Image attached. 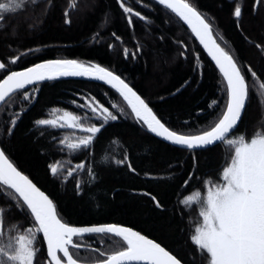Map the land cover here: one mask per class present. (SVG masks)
<instances>
[{"label":"trees","instance_id":"trees-1","mask_svg":"<svg viewBox=\"0 0 264 264\" xmlns=\"http://www.w3.org/2000/svg\"><path fill=\"white\" fill-rule=\"evenodd\" d=\"M23 0L21 9L0 14V60L23 57L12 70L40 61L75 59L98 63L134 87L158 118L180 134H196L218 121L226 102L225 83L197 41L180 20L153 0H125L146 20L133 17L130 26L117 0ZM7 2V0H0ZM213 26L217 42L230 51L245 69L251 67L258 79L246 72L249 99L239 127L229 138L241 134H264V7L255 0H189ZM239 4V19L232 10ZM142 5V6H141ZM33 8V21L22 15ZM65 13L68 15L66 16ZM70 19L71 23H65ZM115 33V36H113ZM119 37L120 39H116ZM222 37V39H221ZM142 50L125 57L123 50ZM179 90V91H178ZM23 94L0 107V148L9 160L44 191L66 222L74 226L118 224L131 227L169 250L182 264H209V258L194 246L190 237L200 221L197 204H182L184 197L200 192L206 195L209 181L223 183L221 170L233 154L223 144L199 150L172 146L148 133L131 114L120 97L107 86L85 80L60 79L28 87ZM95 98L119 115L109 121L86 150L68 149L60 140L84 134L68 127L37 125L49 110L59 108L82 118L83 124L97 125V118L83 107ZM75 101V103H73ZM218 101L219 107H213ZM10 118L16 119L8 134ZM184 122H190L185 126ZM125 163L118 164V160ZM62 166L53 175L49 165ZM84 163L69 177L67 170ZM131 163L135 172L127 166ZM93 169L90 175L87 169ZM81 188H76L77 182ZM189 181L187 188L184 182ZM0 192L4 187L0 186ZM146 193L159 201V207ZM0 195L4 232L13 236L27 231L30 216H25ZM19 225V227H14ZM84 247L78 258L96 261L101 251L121 250L114 239L90 235L77 241ZM34 247V264H48L41 235Z\"/></svg>","mask_w":264,"mask_h":264},{"label":"snow or ice","instance_id":"snow-or-ice-1","mask_svg":"<svg viewBox=\"0 0 264 264\" xmlns=\"http://www.w3.org/2000/svg\"><path fill=\"white\" fill-rule=\"evenodd\" d=\"M117 2L130 26L133 24V17L147 19L140 11L127 6L125 0H117ZM157 2L190 27L191 32L207 50L226 81L224 110L218 122H215L210 130H204L199 135H182L170 130L166 122L158 118L149 106L150 101L142 98L121 75L99 64L85 65L75 59H56L35 63L21 70H12L7 66V64L17 66L23 57L31 54L30 50L22 55L13 56L6 62L0 60V103L7 105L14 97L21 94L25 100L30 99L28 87L41 81L69 76L88 77L104 81L115 89L126 101L135 119L157 137L192 151L210 145H225L234 154L231 155L230 163L223 167V183L213 186L209 181L206 195L195 192L181 201L182 204H197L200 208L202 223L195 227L190 239L194 246L209 258V264H264V134H254L250 138L247 134H241L229 138L239 127L249 99L246 72L250 73L253 79H258L257 73L251 67L245 69L230 51L217 42L213 34V26L209 22L211 18H206L189 0H157ZM22 6L23 0L0 2V14L14 13ZM255 7H264V0H255ZM242 13V7L236 4L232 15L239 19ZM3 18L4 16L0 15V21ZM65 23H71L70 19H66ZM116 39L120 38L116 37ZM255 46L264 50L262 45ZM141 50L138 46L135 51L129 52L125 48L123 52L125 57H135ZM259 87L264 89V83ZM106 103L108 106L92 98L83 105L93 117L97 118L98 126L84 127L82 118L68 111H64L54 119H38L35 123L68 127L86 133L83 138L71 140L65 137L60 140V144L66 145L68 149L86 150L93 144L104 126L109 121H116L124 111L120 109V113H114L112 109L115 105L107 101ZM213 107H219V102L214 101ZM16 123V119L10 118V124L7 125L9 135L14 131ZM184 123L185 126L190 125V122ZM117 163L123 164L125 160H118ZM127 166L135 172L131 163ZM85 167L84 163L77 164L75 168L67 170V175L71 177L78 169ZM49 168L53 175H57L62 166L57 162L49 165ZM87 171L90 175H94L93 169L89 168ZM188 184L189 181H185L184 187L187 188ZM0 186L4 187V192H0V195L6 200L9 195L12 197L9 201L12 206L7 207L6 212H12V208L15 207L26 217H31L27 231L23 234L13 236L9 232L5 235L3 213H0V264H34V257L37 254L34 245L40 234L43 241H46L48 264H79L76 257L84 245L77 241L90 235L114 239L122 245L121 250L85 249L97 254L95 264H140V262L182 264L181 259L160 243L131 227L118 224L74 226L66 222L58 214L57 206L49 195L18 170L3 148H0ZM76 188L78 190L81 188L79 181ZM146 195L159 207V201L155 196L151 193Z\"/></svg>","mask_w":264,"mask_h":264},{"label":"water","instance_id":"water-1","mask_svg":"<svg viewBox=\"0 0 264 264\" xmlns=\"http://www.w3.org/2000/svg\"><path fill=\"white\" fill-rule=\"evenodd\" d=\"M155 2H157V0H154ZM158 3V2H157ZM164 7V6H163ZM167 9V8H166ZM169 10V9H168ZM170 11V10H169ZM171 12V11H170ZM175 15V14H174ZM178 18V17H177ZM179 19V18H178ZM181 21V20H180ZM182 22V24L188 29V31L191 33V35L193 36V38L197 41V43L200 45V47H201V49L204 51V53L206 54V56L210 59V61L213 63V65L216 67V69L218 70V72H219V69H218V67L215 65V62L212 60V58H211V56L208 54V52H207V50L206 49H204V47H203V45L202 44H200V42H199V39L195 36V34L194 33H192L191 32V29H190V27L186 24V23H184L183 21H181ZM42 62V61H41ZM39 63V62H38ZM92 64H96V63H92ZM89 65H91V64H89ZM103 67V66H102ZM21 70V69H20ZM220 73V72H219ZM221 74V76L223 77V75H222V73H220ZM60 79H78V80H85V81H91V82H96V83H100V84H103V85H105V86H107V87H109V88H111L116 94H118V92L115 90V89H113L110 85H108L106 82H104V81H100V80H97V79H93V78H88V77H73V76H69V77H58V78H56V79H52V80H45V81H41V82H38V83H43V82H48V81H53V80H60ZM224 79V78H223ZM225 81V80H224ZM37 83V84H38ZM225 83H226V81H225ZM119 95V94H118ZM120 96V95H119ZM120 98L123 100V98L120 96ZM123 102L127 105V103H126V101H124L123 100ZM2 103H0V105H1ZM127 107L129 108V110L131 111V109H130V107L127 105ZM134 115V114H133ZM135 117V116H134ZM144 127H145V129H146V126L144 125ZM147 130V129H146ZM210 130V129H209ZM147 132L148 133H150L151 135H153V136H155L156 138H158V139H160V140H162V141H164V142H166V143H168V144H170V145H172V146H175V147H178V148H182V149H186V150H188L187 148H185V147H183V146H178V145H174V144H172L171 142H168V141H166V140H164L163 138H161V137H157L155 134H153V133H151L149 130H147ZM201 134V133H200ZM195 135H199V134H195ZM210 146H213V145H210ZM210 146H206V147H203V148H200V149H204V148H207V147H210ZM197 150H199V149H197ZM30 179V178H29ZM46 194V193H45ZM47 195V194H46ZM41 236H42V234H40ZM150 239V238H149ZM44 242V246H45V250H46V255H47V245H46V241H43ZM48 258V257H47ZM48 260H49V258H48ZM79 264H95V262L94 263H82V262H79ZM140 264H145V262H140Z\"/></svg>","mask_w":264,"mask_h":264},{"label":"rangeland","instance_id":"rangeland-1","mask_svg":"<svg viewBox=\"0 0 264 264\" xmlns=\"http://www.w3.org/2000/svg\"><path fill=\"white\" fill-rule=\"evenodd\" d=\"M83 1H86V0H83ZM82 1V5H84L85 4V2H83ZM35 12L33 11V8H31V9H29L26 13H24L23 15H22V17H23V19H25L27 22H31V21H33L32 19H33V14H34ZM64 111H66V110H63V109H59V108H54V109H52V110H49L48 112H47V114L42 118V119H54V118H56L57 116H59V115H62L63 114V112ZM84 125V127H89V126H93V125H91V124H83ZM72 129V128H71ZM73 130H77V131H80V130H78V129H73ZM81 133H84V132H82V131H80ZM85 135H87L86 133H84V134H81V135H79L80 136V138H83ZM234 154V153H233ZM232 154V155H233ZM231 158V157H230ZM228 163H230V159H229V162ZM227 163V164H228ZM227 164L225 165V166H227ZM223 170V169H222ZM222 170H221V176H222ZM200 224V223H199Z\"/></svg>","mask_w":264,"mask_h":264}]
</instances>
